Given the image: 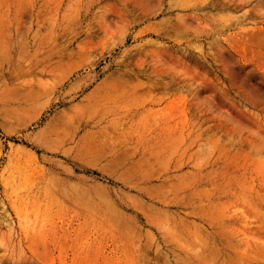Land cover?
Segmentation results:
<instances>
[{"label": "rangeland", "instance_id": "1", "mask_svg": "<svg viewBox=\"0 0 264 264\" xmlns=\"http://www.w3.org/2000/svg\"><path fill=\"white\" fill-rule=\"evenodd\" d=\"M0 264H264V0H0Z\"/></svg>", "mask_w": 264, "mask_h": 264}, {"label": "bare ground", "instance_id": "2", "mask_svg": "<svg viewBox=\"0 0 264 264\" xmlns=\"http://www.w3.org/2000/svg\"><path fill=\"white\" fill-rule=\"evenodd\" d=\"M259 262V261H258Z\"/></svg>", "mask_w": 264, "mask_h": 264}]
</instances>
